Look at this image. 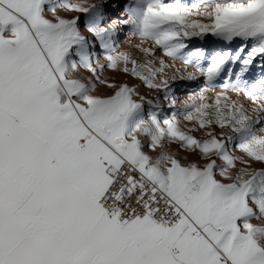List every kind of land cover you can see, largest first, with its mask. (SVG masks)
<instances>
[{"label":"snow or ice","instance_id":"6c2138e0","mask_svg":"<svg viewBox=\"0 0 264 264\" xmlns=\"http://www.w3.org/2000/svg\"><path fill=\"white\" fill-rule=\"evenodd\" d=\"M118 7L0 0V264H264V0Z\"/></svg>","mask_w":264,"mask_h":264},{"label":"rangeland","instance_id":"374dc122","mask_svg":"<svg viewBox=\"0 0 264 264\" xmlns=\"http://www.w3.org/2000/svg\"><path fill=\"white\" fill-rule=\"evenodd\" d=\"M91 2H97V0H91ZM113 3H119V7L116 11H114L111 16L109 17V19H112V18H115V17H118L122 14V11H123V0H112ZM63 14V13H62ZM127 30H125L126 32ZM128 40L131 41V44H136L139 42L138 38L135 37V36H129L127 40H124L123 39V34H122V40H121V43H120V48L121 50H127V51H130L132 53V55L136 58H142V54L139 53L134 47H130L129 43H128ZM145 46H149L148 44H146ZM158 55H162L160 53H158ZM169 63H171V61H168ZM189 71H192V69H189ZM105 75L106 76H109L111 78V73H109L107 70L105 71ZM115 79L118 81V82H127L130 86H138L139 88V91L142 95H145L146 97H150L151 96V93L143 88L142 86L139 85V82L134 80L133 78L131 77H127V76H124L123 74H120V75H117L115 77ZM201 82H202V78H201ZM195 88V85H189L187 88H184L182 91L178 92L177 94V98L178 100H184L187 98V95H188V92ZM101 91H106L105 89L101 88ZM218 91V89H217ZM214 95V93L212 94ZM230 96H232L234 99H239L240 102L244 103L246 106L250 107V102L247 101V100H244L243 97H237L234 93H229ZM162 107H165L166 108V105H163L162 104ZM180 119V124H181V127L182 128H185V127H188V126H191L187 121H184L182 117L179 118ZM216 131H219L218 129ZM193 135L197 136L198 138H202V134L201 132L197 131L195 133H192ZM170 150H175V146L174 145H170L169 146ZM235 154H239V153H235ZM181 155H183V153H181ZM191 159H195L194 156L190 157ZM200 163H203V161H201ZM259 165L257 164H254L253 167H258Z\"/></svg>","mask_w":264,"mask_h":264}]
</instances>
